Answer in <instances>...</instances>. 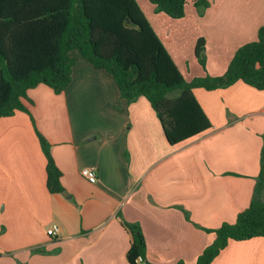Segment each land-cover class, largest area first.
<instances>
[{"label":"crops","instance_id":"obj_1","mask_svg":"<svg viewBox=\"0 0 264 264\" xmlns=\"http://www.w3.org/2000/svg\"><path fill=\"white\" fill-rule=\"evenodd\" d=\"M188 0L175 20L137 0L189 82L223 76L264 26V0ZM204 38L205 69L196 55ZM73 55V54H72ZM68 87L28 91L29 114L0 119V264H130L138 224L153 264H196L254 199L264 146V90L243 81L194 89L212 129L172 146L150 102L122 99L113 77L79 55ZM91 123L86 126V120ZM50 144L62 173L51 193ZM94 167L98 182L81 176ZM57 225L60 232L49 236ZM211 264H264V237L231 240Z\"/></svg>","mask_w":264,"mask_h":264},{"label":"trees","instance_id":"obj_2","mask_svg":"<svg viewBox=\"0 0 264 264\" xmlns=\"http://www.w3.org/2000/svg\"><path fill=\"white\" fill-rule=\"evenodd\" d=\"M156 11L172 19L186 15L188 0H149ZM196 6L206 5L196 0ZM204 38L196 55L205 69ZM73 52L95 69L109 73L122 99L140 97L150 102L172 146L184 144L212 129L194 89L216 90L237 81L264 90V26L257 39L235 53L220 77L185 79L137 0H0V119L18 111L30 113L28 91L46 85L63 92L77 62ZM40 143L47 158V185L62 192V173L44 136ZM132 240L130 264L147 260L146 240L138 224L124 222ZM196 264H211L231 240L264 237V146L254 199L234 223H224ZM177 264H185L178 262Z\"/></svg>","mask_w":264,"mask_h":264},{"label":"built area","instance_id":"obj_3","mask_svg":"<svg viewBox=\"0 0 264 264\" xmlns=\"http://www.w3.org/2000/svg\"><path fill=\"white\" fill-rule=\"evenodd\" d=\"M81 176L89 183L96 184L98 182L97 170L94 167L83 168L81 170ZM60 232V228L57 225L52 226L47 230L49 236H56Z\"/></svg>","mask_w":264,"mask_h":264},{"label":"rangeland","instance_id":"obj_4","mask_svg":"<svg viewBox=\"0 0 264 264\" xmlns=\"http://www.w3.org/2000/svg\"><path fill=\"white\" fill-rule=\"evenodd\" d=\"M79 55L77 52H73V55ZM74 57V56H73ZM85 122V124H86V126H88L90 123H91V120H86V121H84Z\"/></svg>","mask_w":264,"mask_h":264}]
</instances>
